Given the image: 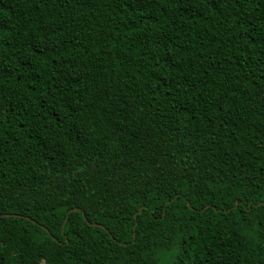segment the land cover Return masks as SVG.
Returning <instances> with one entry per match:
<instances>
[{
	"label": "trees",
	"instance_id": "obj_1",
	"mask_svg": "<svg viewBox=\"0 0 264 264\" xmlns=\"http://www.w3.org/2000/svg\"><path fill=\"white\" fill-rule=\"evenodd\" d=\"M0 264H264V0H0Z\"/></svg>",
	"mask_w": 264,
	"mask_h": 264
},
{
	"label": "water",
	"instance_id": "obj_2",
	"mask_svg": "<svg viewBox=\"0 0 264 264\" xmlns=\"http://www.w3.org/2000/svg\"><path fill=\"white\" fill-rule=\"evenodd\" d=\"M75 210H77V209H75ZM94 225H97L99 227L105 228V226L103 224L95 223Z\"/></svg>",
	"mask_w": 264,
	"mask_h": 264
}]
</instances>
